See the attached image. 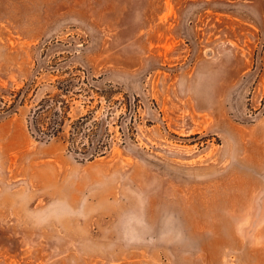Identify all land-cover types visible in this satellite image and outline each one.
Wrapping results in <instances>:
<instances>
[{"label": "rangeland", "instance_id": "rangeland-1", "mask_svg": "<svg viewBox=\"0 0 264 264\" xmlns=\"http://www.w3.org/2000/svg\"><path fill=\"white\" fill-rule=\"evenodd\" d=\"M0 264H264V0H0Z\"/></svg>", "mask_w": 264, "mask_h": 264}, {"label": "trees", "instance_id": "trees-1", "mask_svg": "<svg viewBox=\"0 0 264 264\" xmlns=\"http://www.w3.org/2000/svg\"><path fill=\"white\" fill-rule=\"evenodd\" d=\"M66 88H68V86ZM20 93H22V91L17 94V98ZM11 107H13V105ZM68 108L69 106L65 103V101L60 100L59 95L54 98L43 99L33 114V120L31 123L33 131L41 138L56 136L57 134L63 132L65 121L68 119ZM43 117H45L47 121H44L42 119ZM88 124L92 127H103V121H96L91 114L80 117L71 123L70 126L73 133H79L84 131ZM108 144V141L100 140L96 145L94 152L96 154H104L105 151L108 150Z\"/></svg>", "mask_w": 264, "mask_h": 264}]
</instances>
